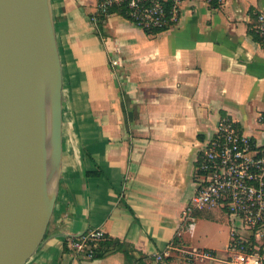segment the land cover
I'll return each mask as SVG.
<instances>
[{"label":"crops","instance_id":"crops-1","mask_svg":"<svg viewBox=\"0 0 264 264\" xmlns=\"http://www.w3.org/2000/svg\"><path fill=\"white\" fill-rule=\"evenodd\" d=\"M50 1L61 168L49 221L24 264H227L240 221L188 207L198 155L222 118L264 147V45L254 32L264 0H186L179 20L155 31L119 8L101 13L100 0ZM90 229L116 241L96 257L65 245ZM192 250L214 257L188 261Z\"/></svg>","mask_w":264,"mask_h":264},{"label":"water","instance_id":"water-1","mask_svg":"<svg viewBox=\"0 0 264 264\" xmlns=\"http://www.w3.org/2000/svg\"><path fill=\"white\" fill-rule=\"evenodd\" d=\"M62 72L50 0H0V264H24L53 210Z\"/></svg>","mask_w":264,"mask_h":264},{"label":"built area","instance_id":"built-area-1","mask_svg":"<svg viewBox=\"0 0 264 264\" xmlns=\"http://www.w3.org/2000/svg\"><path fill=\"white\" fill-rule=\"evenodd\" d=\"M184 1L100 0L98 10L109 15L112 8L123 9L134 25L152 31L176 23ZM254 32L264 45V15H258ZM196 170L197 193L188 210L223 209L251 233L250 238H245L236 227L232 228L227 264H264V253L258 245L259 241L264 242V147L256 146L235 121L222 118L199 153ZM102 237L100 229H90L66 239L65 245L76 253L94 257ZM212 257L213 253L207 250L186 253L188 261Z\"/></svg>","mask_w":264,"mask_h":264},{"label":"trees","instance_id":"trees-1","mask_svg":"<svg viewBox=\"0 0 264 264\" xmlns=\"http://www.w3.org/2000/svg\"><path fill=\"white\" fill-rule=\"evenodd\" d=\"M213 5H217V0H213ZM114 9H116V8H112L111 11H113ZM120 12L123 13V12H124L123 9H121ZM154 31H155V30H154ZM254 36H255V35H254ZM255 37H256L257 39H259L257 35H256ZM105 238H106V235L103 234V237L98 241V247L95 249V257H96V256H100V255L103 254L104 251H103V249L100 248V244H102V243L104 242ZM107 238H108V237H107ZM109 239H110V237H109ZM109 239H107V240L104 242V244H109V243H112L113 241H116V239H111V240H109ZM261 252H262V251H261Z\"/></svg>","mask_w":264,"mask_h":264},{"label":"rangeland","instance_id":"rangeland-1","mask_svg":"<svg viewBox=\"0 0 264 264\" xmlns=\"http://www.w3.org/2000/svg\"><path fill=\"white\" fill-rule=\"evenodd\" d=\"M239 233L242 234L245 238H250V231L246 230V232H244L245 230H243V228H240Z\"/></svg>","mask_w":264,"mask_h":264}]
</instances>
